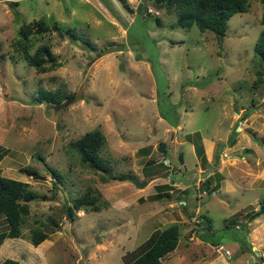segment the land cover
<instances>
[{
	"label": "rangeland",
	"instance_id": "1",
	"mask_svg": "<svg viewBox=\"0 0 264 264\" xmlns=\"http://www.w3.org/2000/svg\"><path fill=\"white\" fill-rule=\"evenodd\" d=\"M18 1L0 0V174L29 182L36 198L30 201L22 235L0 243V263L10 257L20 264H127L151 244L154 232L176 222L181 241L170 251L171 258L170 252L161 258L162 264H203L202 250L192 240L203 229L198 210L211 213L205 203L213 195L207 194L210 184L203 191V184L192 185L194 180L218 154L222 166L231 160L229 155H238L237 145L245 155L250 153L248 168L264 163V63L262 82L253 85L261 1L248 0L247 10L235 12L222 37L201 32L195 24L189 29L173 26V13L152 0H106L112 9L103 0ZM139 2L162 23L139 14ZM41 17L79 35L61 36L53 29L29 34L30 53L46 43L60 62L45 72L28 63L16 42L21 23ZM129 45L141 53L139 59ZM40 89L64 98L37 103ZM96 128L105 136L100 154L116 179L101 180L100 171L82 165L70 144ZM254 139L259 140L255 150L248 147V152L245 145L252 146ZM206 153L212 164H205ZM47 165L62 174L56 188ZM129 175L147 184L137 187L126 181ZM165 177V192L172 180L189 186L181 189L182 195L173 189L172 197L158 198L155 184ZM87 190L93 195L99 191L100 210L87 205L67 216L66 205ZM135 190L143 197L137 198ZM236 210L219 203L213 231H204V236L226 241L220 229L224 225L241 246L245 232L238 234L234 224L245 217ZM35 219L58 222L43 227L49 237L37 245L28 238ZM5 226L0 216V231ZM155 226L161 228L152 231ZM240 226L245 228V221Z\"/></svg>",
	"mask_w": 264,
	"mask_h": 264
},
{
	"label": "trees",
	"instance_id": "2",
	"mask_svg": "<svg viewBox=\"0 0 264 264\" xmlns=\"http://www.w3.org/2000/svg\"><path fill=\"white\" fill-rule=\"evenodd\" d=\"M12 4L18 5V0H11ZM109 7V2L103 0ZM142 1V0H140ZM151 1V0H150ZM262 3V12L259 18L262 28L254 43L253 52L256 57L257 67L255 69L256 78L253 80V85L262 82V65L264 63V0H260ZM153 4L165 7L166 11L172 12L175 21L173 26L189 29L193 24L201 31H212L218 37H222L227 27L228 19L237 11L247 10L249 7L248 0H152ZM141 5V6H139ZM110 8V7H109ZM143 8L145 11H143ZM112 9V8H110ZM139 14L151 15L154 17V21L157 24H161V17L154 13L147 11V7H142V2H139L136 10ZM126 24V22H124ZM48 29L56 30L59 35L64 36V33H68L73 37H79L78 33L73 28H64L60 24L53 22L52 24L46 23L43 17L31 20L29 22L21 23L19 32L20 40L16 41L17 46L24 48V58L28 63L38 71L45 72L55 66L59 65V61L52 54L50 46L46 43L39 45L33 53H30L27 46V40L31 32H41ZM127 42L129 44V30L127 28ZM124 44V46H126ZM131 48L136 59L141 57V53L137 54L136 50ZM68 97V96H67ZM64 98V95L58 92H50L47 90H39L35 97L37 103L46 101L47 103H58ZM264 105V100L261 102ZM176 123H171L175 126ZM187 139H190L187 137ZM105 143V136L100 129L96 128L90 131H85L82 135L71 140L70 144L77 151L80 162L85 167L92 169L93 171H100L101 180H108L109 178L116 179L119 176L112 172L111 166L100 154V149ZM203 155V149H202ZM42 159V156H38ZM28 169L27 167H24ZM47 169L53 174V186L58 187V182H62V174L55 168L48 166ZM214 174V172H213ZM209 174L204 181L207 182L206 187L211 183ZM165 185V184H164ZM163 187V184L157 185V188ZM90 190L84 191L82 194L76 195L72 198V203L66 205L67 216H74V209L86 208L90 206L92 210H100V205L96 202L99 197V191L96 195L90 194ZM167 194L169 192L157 193V197ZM36 198V192L30 188V183L16 178L3 176L0 174V216L5 219V228L0 231V243L7 237H19L22 235V224L25 217L30 211V201ZM264 211V202L258 211H253L249 218L255 217L258 213ZM36 226L32 227L28 238L34 245L43 242L44 239L49 237V233L43 229L44 226L49 225L56 227L58 225L57 220L50 222L41 221L35 219ZM38 223V225H37ZM201 228L210 230L212 227L211 218L206 215H201V222L199 223ZM228 226V225H227ZM247 230V228H246ZM245 232V231H244ZM153 239L151 244L135 259L127 264H162V257L168 252L173 250L180 239L179 224L173 222L163 229L153 233ZM248 243L246 239V232L241 238V245L246 246ZM0 264H20L17 259L7 257L3 259Z\"/></svg>",
	"mask_w": 264,
	"mask_h": 264
},
{
	"label": "crops",
	"instance_id": "3",
	"mask_svg": "<svg viewBox=\"0 0 264 264\" xmlns=\"http://www.w3.org/2000/svg\"><path fill=\"white\" fill-rule=\"evenodd\" d=\"M237 112H238V110H237ZM169 126L171 128H173V125L171 126V124H170ZM246 132L247 131L245 130V133ZM247 134H249V133L247 132ZM236 137H238V135ZM244 137H245V135H244ZM244 137H243V139H244ZM201 139H202V141L206 140L205 137H202ZM258 141H259L258 139H254L253 141L251 140L252 146H250V143H248V141H247L248 144L245 145V147H247V149H245V150H248L249 148L255 150V148H253V145L257 144ZM236 148H238V150H239L238 155H235V154L229 155V157H231V160L224 163L223 166H222V162H221L223 160V158L221 157L219 162L214 165L213 169L209 173V174H212L210 176V179H211L210 185L212 187V190L210 192L207 191V194H210L213 196L210 197L211 201L209 203H205V204H206L207 208L211 209V213H209L207 211L205 212V211L198 210V207H196V209L198 211H200L201 214H206L211 218V224H212V227L210 230H203V229L202 230L200 229L201 231L197 230V235L195 236V239L192 240V242L194 240H196L195 244H198L199 248L202 250V260H201L202 262L201 263H203V264H264V211L258 213L253 218H249V215L253 211H255V212L258 211V209L262 205V201L264 200V197H263L264 196V163L262 165H258L256 163V165L258 167L255 169L248 168L249 162L252 160L250 153L248 155H245V153L242 152L243 149L240 150L241 145H237ZM248 152H251V151L248 150ZM258 152H260V151L258 150ZM210 161H211V158H209V155H207V153H206V159L204 160V162H206L205 164H207V163H208V165H209V163L212 164L213 162H210ZM244 161H245L246 165L243 164ZM198 165L200 167V164H198ZM190 169H192V168L188 167L187 170L189 171ZM213 172H214V174H213ZM200 173H202V172H200ZM157 177H161V176L157 175ZM201 178H203V177H201ZM201 178L195 179L194 183L192 185L195 186V188H197L196 186L202 187L201 185L203 184V191H204V190H206L205 187H206L208 181L205 182L203 180V182H202ZM165 179L163 182H157L155 184L154 189H155V191H157V193H160L161 191H163V192L167 191L166 189L164 190L163 187H161L160 189L157 188V185L165 184V182L169 181L167 179V177H165ZM126 181L131 182L128 179ZM200 183H201V185H200ZM188 186L189 185L182 183V181H177V182L174 181L172 184V187L169 188V193H172V191L174 189L177 191L179 190L180 191L179 194L182 195L183 193L181 192V189L184 187H188ZM135 191H136L135 193L137 195V198L143 197L142 193L140 194L138 192V190H135ZM177 191H176V193H177ZM182 191H183V189H182ZM233 192H236L237 194H233ZM246 192H247L246 195H247L248 201L244 202V198L242 196ZM157 193L154 192L153 194L157 195ZM170 197H172L171 194H170L169 198ZM171 203L173 204V202H171V200H170L169 205H171ZM219 203H226L227 205L230 204L231 206H233L234 208L237 209L235 211L236 214L239 213V214L244 215L245 218H243L244 220L242 222L245 221V228L242 229V227L240 226L242 224V222H235L234 227H235L236 231L238 232V234L243 233V231L246 232V239L248 241L246 246L245 245L240 246L239 243L236 240H234L235 235H232L231 232H229L228 228L224 227V225L222 227H220V229H223V232L227 236L226 241H224V242H221V241L211 242V239L204 236V234H203V233H205L204 231H209V232L213 231V222H214V218L218 216L216 210H217ZM183 204H185V206H187V201L185 200L183 202ZM248 205L252 206V208H253L251 212H249L248 209H246V207ZM184 210L188 211L187 207H184ZM191 214H193V213L190 212V215ZM184 215H187V213L184 212ZM232 215H235V214H232ZM220 218H222V217H220ZM186 219L187 218H185V220ZM218 219H219V217H218ZM223 219L226 220L227 217L224 216L222 218V221H223ZM158 228H161V227L155 226V228H153L152 231H156ZM246 228H247V230H246ZM151 232L149 233V235L151 234ZM44 240H46V239H44ZM180 241H181V238L179 239L178 243H180ZM186 242H187V240H185L183 243L186 244ZM218 244H222L224 246V248L228 250L229 255H230L229 257L225 256V254L222 255L223 253L220 254L218 251H216V246ZM197 255H198V253H197ZM207 255H209V256H207ZM168 258H171V252H170V255Z\"/></svg>",
	"mask_w": 264,
	"mask_h": 264
},
{
	"label": "water",
	"instance_id": "4",
	"mask_svg": "<svg viewBox=\"0 0 264 264\" xmlns=\"http://www.w3.org/2000/svg\"><path fill=\"white\" fill-rule=\"evenodd\" d=\"M164 146H165L164 143H160L159 148L163 150L164 149ZM218 160H219V154L217 155L216 160L214 161V163L211 166H209L207 169H205L201 176L202 177L207 176L211 172V170L213 169L214 165L218 163ZM179 162L180 163H183L182 154L179 156ZM125 179L130 180L134 185H136L138 187H142V186H144V185L147 184V181L146 180H144V181L143 180H139L138 178H136L134 176H126Z\"/></svg>",
	"mask_w": 264,
	"mask_h": 264
},
{
	"label": "built area",
	"instance_id": "5",
	"mask_svg": "<svg viewBox=\"0 0 264 264\" xmlns=\"http://www.w3.org/2000/svg\"><path fill=\"white\" fill-rule=\"evenodd\" d=\"M216 250H217L220 254L223 253V254H225L227 257L230 256L228 250L225 249L224 246H223L222 244H218V245L216 246Z\"/></svg>",
	"mask_w": 264,
	"mask_h": 264
},
{
	"label": "flooded vegetation",
	"instance_id": "6",
	"mask_svg": "<svg viewBox=\"0 0 264 264\" xmlns=\"http://www.w3.org/2000/svg\"><path fill=\"white\" fill-rule=\"evenodd\" d=\"M179 168H180L179 166L176 167V169H179ZM129 176H130V175H129ZM173 182H174V181L172 180L171 183L173 184ZM165 183H166V185L168 184V182H165ZM171 186H172V185H171Z\"/></svg>",
	"mask_w": 264,
	"mask_h": 264
},
{
	"label": "clouds",
	"instance_id": "7",
	"mask_svg": "<svg viewBox=\"0 0 264 264\" xmlns=\"http://www.w3.org/2000/svg\"><path fill=\"white\" fill-rule=\"evenodd\" d=\"M151 11V10H150Z\"/></svg>",
	"mask_w": 264,
	"mask_h": 264
}]
</instances>
